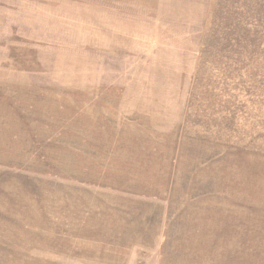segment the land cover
I'll list each match as a JSON object with an SVG mask.
<instances>
[{"label":"rangeland","instance_id":"rangeland-1","mask_svg":"<svg viewBox=\"0 0 264 264\" xmlns=\"http://www.w3.org/2000/svg\"><path fill=\"white\" fill-rule=\"evenodd\" d=\"M0 264H264V0H0Z\"/></svg>","mask_w":264,"mask_h":264}]
</instances>
